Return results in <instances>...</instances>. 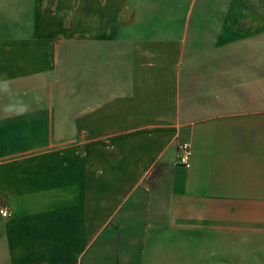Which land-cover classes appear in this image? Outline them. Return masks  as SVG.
<instances>
[{
	"label": "crops",
	"instance_id": "obj_1",
	"mask_svg": "<svg viewBox=\"0 0 264 264\" xmlns=\"http://www.w3.org/2000/svg\"><path fill=\"white\" fill-rule=\"evenodd\" d=\"M5 77L0 264L263 252L264 0H0Z\"/></svg>",
	"mask_w": 264,
	"mask_h": 264
},
{
	"label": "clouds",
	"instance_id": "obj_2",
	"mask_svg": "<svg viewBox=\"0 0 264 264\" xmlns=\"http://www.w3.org/2000/svg\"><path fill=\"white\" fill-rule=\"evenodd\" d=\"M11 81L8 78H0V98H6L7 103L3 105L0 111L7 118L23 116L28 113L29 104L25 103L23 100L13 93L10 88ZM35 100H39V97H36Z\"/></svg>",
	"mask_w": 264,
	"mask_h": 264
},
{
	"label": "built area",
	"instance_id": "obj_3",
	"mask_svg": "<svg viewBox=\"0 0 264 264\" xmlns=\"http://www.w3.org/2000/svg\"><path fill=\"white\" fill-rule=\"evenodd\" d=\"M192 155L191 147L188 143H183L179 146L178 163L185 168L190 167V158ZM12 216L10 208L0 202V218L8 219Z\"/></svg>",
	"mask_w": 264,
	"mask_h": 264
},
{
	"label": "rangeland",
	"instance_id": "obj_4",
	"mask_svg": "<svg viewBox=\"0 0 264 264\" xmlns=\"http://www.w3.org/2000/svg\"><path fill=\"white\" fill-rule=\"evenodd\" d=\"M218 256H219V254H218ZM217 262L223 263V264H230V254L228 257H225V258H221V255H220V257L217 259ZM242 262H241V264H242ZM244 264H264V250H263V252H252V253H250L245 258Z\"/></svg>",
	"mask_w": 264,
	"mask_h": 264
}]
</instances>
